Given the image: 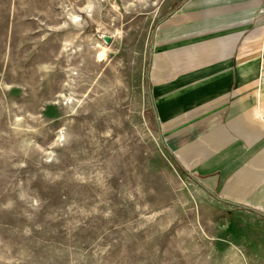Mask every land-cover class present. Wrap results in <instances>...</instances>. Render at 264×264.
Returning <instances> with one entry per match:
<instances>
[{"label": "rangeland", "instance_id": "1", "mask_svg": "<svg viewBox=\"0 0 264 264\" xmlns=\"http://www.w3.org/2000/svg\"><path fill=\"white\" fill-rule=\"evenodd\" d=\"M185 1L0 0V264H264V216L162 142L154 35Z\"/></svg>", "mask_w": 264, "mask_h": 264}, {"label": "crops", "instance_id": "2", "mask_svg": "<svg viewBox=\"0 0 264 264\" xmlns=\"http://www.w3.org/2000/svg\"><path fill=\"white\" fill-rule=\"evenodd\" d=\"M149 80L175 161L264 216V0H186L155 32Z\"/></svg>", "mask_w": 264, "mask_h": 264}, {"label": "bare ground", "instance_id": "3", "mask_svg": "<svg viewBox=\"0 0 264 264\" xmlns=\"http://www.w3.org/2000/svg\"><path fill=\"white\" fill-rule=\"evenodd\" d=\"M106 50V49H105ZM105 53V52H104ZM104 53H102L101 55H100V60L99 61H101L102 59H103V57L105 56V54Z\"/></svg>", "mask_w": 264, "mask_h": 264}, {"label": "water", "instance_id": "4", "mask_svg": "<svg viewBox=\"0 0 264 264\" xmlns=\"http://www.w3.org/2000/svg\"><path fill=\"white\" fill-rule=\"evenodd\" d=\"M105 39H106V42L108 43L110 42V38L106 37Z\"/></svg>", "mask_w": 264, "mask_h": 264}]
</instances>
